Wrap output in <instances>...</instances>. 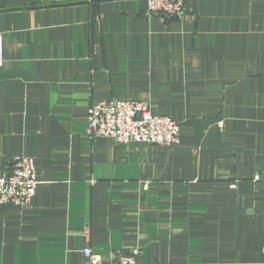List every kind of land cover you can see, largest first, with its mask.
Here are the masks:
<instances>
[{
	"label": "crops",
	"instance_id": "obj_1",
	"mask_svg": "<svg viewBox=\"0 0 264 264\" xmlns=\"http://www.w3.org/2000/svg\"><path fill=\"white\" fill-rule=\"evenodd\" d=\"M0 0V175L35 160L28 206L0 204V264H264V0ZM180 123L163 146L86 134L100 100Z\"/></svg>",
	"mask_w": 264,
	"mask_h": 264
},
{
	"label": "built area",
	"instance_id": "obj_2",
	"mask_svg": "<svg viewBox=\"0 0 264 264\" xmlns=\"http://www.w3.org/2000/svg\"><path fill=\"white\" fill-rule=\"evenodd\" d=\"M93 2L94 0H88ZM149 15L162 18L188 17L187 0H146ZM4 63L3 34L0 32V67ZM86 134L89 138H113L118 143L147 142L163 146L181 143L180 123L167 115L153 113L150 102L139 100H100L88 110ZM264 183V171L254 175ZM35 160L27 155H15L8 160L7 172L0 175V204L28 206L38 188ZM84 264H102V259L90 247L83 250ZM139 248H133L109 264H138Z\"/></svg>",
	"mask_w": 264,
	"mask_h": 264
}]
</instances>
